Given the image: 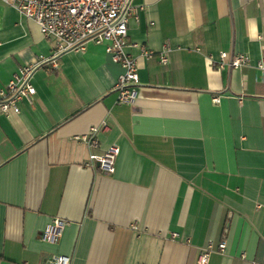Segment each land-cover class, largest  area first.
I'll return each mask as SVG.
<instances>
[{
	"label": "crops",
	"instance_id": "0c3cea01",
	"mask_svg": "<svg viewBox=\"0 0 264 264\" xmlns=\"http://www.w3.org/2000/svg\"><path fill=\"white\" fill-rule=\"evenodd\" d=\"M127 3L134 104L117 101L105 44L53 56L57 40L0 0V89L45 57L33 100L0 115V264H198L210 242L209 264H264V0ZM222 51L249 64L219 69ZM102 121L97 147L75 137ZM112 144L113 172L86 164ZM55 216L63 233L44 240Z\"/></svg>",
	"mask_w": 264,
	"mask_h": 264
},
{
	"label": "built area",
	"instance_id": "2783aa9c",
	"mask_svg": "<svg viewBox=\"0 0 264 264\" xmlns=\"http://www.w3.org/2000/svg\"><path fill=\"white\" fill-rule=\"evenodd\" d=\"M8 5L15 7L26 17L35 21L47 38L56 39L53 56L66 50H85L86 44L94 42L105 44L106 51L112 60L119 63L123 72L115 85L118 94L117 101L122 104H134L139 96V64L128 50V24L130 13L127 11L128 0H3ZM142 56L152 57L154 51L148 50L144 45L140 46ZM168 47L160 54L162 63L168 62ZM45 57H40L36 63L21 66L6 87L0 89V115L11 111L20 112V102L33 100L36 87L31 77L39 65H42ZM250 58L246 53H234L227 51L220 53V59L215 66L223 69L226 66L241 68L249 64ZM53 65L57 66L56 60ZM257 67L264 76V58L258 61ZM220 96H214L215 103L220 102ZM109 128L106 121L99 125L91 126L88 132L75 135L92 147L99 145L98 132ZM120 152L117 144H112L102 153L92 152L86 164L97 165L106 172H113L116 166V158ZM67 220L55 216L47 223L42 231V238L48 241H58L63 233ZM226 241L220 242V248L224 249ZM212 243H208L198 256V264H209ZM71 257L67 254H53L49 258V264H70Z\"/></svg>",
	"mask_w": 264,
	"mask_h": 264
},
{
	"label": "water",
	"instance_id": "95a60500",
	"mask_svg": "<svg viewBox=\"0 0 264 264\" xmlns=\"http://www.w3.org/2000/svg\"><path fill=\"white\" fill-rule=\"evenodd\" d=\"M128 6V3H127V5H126V7Z\"/></svg>",
	"mask_w": 264,
	"mask_h": 264
}]
</instances>
